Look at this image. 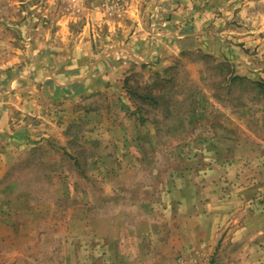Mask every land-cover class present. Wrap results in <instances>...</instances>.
Wrapping results in <instances>:
<instances>
[{"label": "rangeland", "instance_id": "1", "mask_svg": "<svg viewBox=\"0 0 264 264\" xmlns=\"http://www.w3.org/2000/svg\"><path fill=\"white\" fill-rule=\"evenodd\" d=\"M105 2L100 6L108 17L126 8L114 12ZM59 16L66 40L55 35ZM232 24L259 35L254 54L264 61V0H245ZM92 36L91 52L98 54L99 38ZM74 43H81V0H0V118L10 121L5 131L24 143L9 180L21 181L33 211L49 215L25 240L35 260L169 262L161 249L165 231L178 219L171 205L191 195L192 187L200 201L197 229L206 225L200 215L212 202L208 222L218 237L199 264H223L226 233L237 229L255 199H264V97L254 87L218 88L223 74L212 69V60L228 62L235 75L262 85L264 62L249 71L227 59H204L200 54H208L200 50L185 52L163 73L137 66L113 82L101 74L93 82L96 92H89V70L108 67L101 57L73 61ZM41 55L50 61L39 62ZM46 64L59 76H37ZM173 73L175 87L158 109L127 89L144 94L157 76ZM20 88L23 104L15 109L6 97ZM30 96L37 105L25 103ZM105 135L111 138L98 139ZM224 201L232 203L227 217Z\"/></svg>", "mask_w": 264, "mask_h": 264}, {"label": "crops", "instance_id": "2", "mask_svg": "<svg viewBox=\"0 0 264 264\" xmlns=\"http://www.w3.org/2000/svg\"><path fill=\"white\" fill-rule=\"evenodd\" d=\"M100 1L81 0V43H74L71 54L73 61L83 63L101 57L102 64L108 67L102 70L95 66L89 70L92 73L87 80L92 82V91L89 92H96V83H93L96 78L103 75L113 82L127 74L129 68L143 66L150 72L163 73L185 52L200 50L217 61L227 59L235 65L249 67V71L258 70L260 63L264 62L262 56L254 54L256 46H260L259 35L252 29H241L232 24L235 15L238 17L244 11L245 0H129L126 8L113 17L102 13ZM56 20L59 26L55 27V35L61 34L66 40L67 26L63 16ZM91 35L95 42L99 38L98 54L91 52ZM38 60L41 63L50 61L45 55ZM49 65L36 70L35 74L43 78L59 76ZM84 77L86 75L81 78ZM21 92V88L10 91L6 97L8 101L13 100L11 104L15 109L22 107L24 98ZM24 101L29 106L38 104L34 96ZM9 126L10 121L0 118V264H39L25 240L32 235L30 232L39 221L49 220V215L41 217L33 211L21 181L9 180V173H15V161L24 147L23 141L5 131H9ZM114 136L117 140V135ZM104 138L111 136L98 137ZM189 190L191 195L182 198L177 206L175 203L171 205V209L177 211L178 219L165 231L161 249L169 262L156 264H179L176 259L180 256L188 259L187 264H199L202 259H207L212 244L217 242L214 224L211 228L212 221L208 222V214L213 216V203L207 204L205 217L200 215L206 225L197 229L200 201L192 187ZM238 201L244 205L246 200L241 196ZM222 205L223 217H227L232 203L229 206L224 201ZM243 216L245 219L241 223L238 221L237 229L229 230L225 235L227 243H224L223 251L227 253L223 264H264V199H255L252 211L244 212Z\"/></svg>", "mask_w": 264, "mask_h": 264}, {"label": "trees", "instance_id": "3", "mask_svg": "<svg viewBox=\"0 0 264 264\" xmlns=\"http://www.w3.org/2000/svg\"><path fill=\"white\" fill-rule=\"evenodd\" d=\"M186 55V54H185ZM200 57L207 59L211 58L209 55L200 54ZM213 66L212 69L215 71H219V73L223 74V81L218 84V88L222 87L224 84L226 86V89L231 92V90L234 87H241L244 89L249 88H257L258 89V95H262L264 97V85L259 84L257 82L249 81L245 78L239 77L235 75V72L233 70H230L229 63H216L212 60ZM174 71V70H173ZM175 77L176 74H171L169 77H159L155 79L153 84L150 87L145 88V93H138L137 90L127 87L130 94L133 95V97L136 100L142 101L144 103H147L150 107H153L154 109H158L159 104L161 101H164L167 97L168 90L173 89L175 86ZM156 90L154 93L153 91ZM228 92V93H230Z\"/></svg>", "mask_w": 264, "mask_h": 264}, {"label": "built area", "instance_id": "4", "mask_svg": "<svg viewBox=\"0 0 264 264\" xmlns=\"http://www.w3.org/2000/svg\"><path fill=\"white\" fill-rule=\"evenodd\" d=\"M128 0H106V7L114 12L121 11L127 6Z\"/></svg>", "mask_w": 264, "mask_h": 264}]
</instances>
